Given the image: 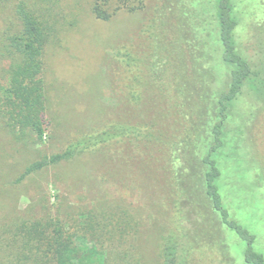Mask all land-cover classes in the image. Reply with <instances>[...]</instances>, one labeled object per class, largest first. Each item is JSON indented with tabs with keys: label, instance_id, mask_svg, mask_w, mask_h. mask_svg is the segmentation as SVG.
I'll return each instance as SVG.
<instances>
[{
	"label": "rangeland",
	"instance_id": "374dc122",
	"mask_svg": "<svg viewBox=\"0 0 264 264\" xmlns=\"http://www.w3.org/2000/svg\"><path fill=\"white\" fill-rule=\"evenodd\" d=\"M188 1L192 8L194 1ZM126 2L109 20L94 15L93 0L0 4V110L16 57L11 37L22 28V9L39 19L47 34L41 72L46 93L44 137L37 139L30 129L23 133L7 129L0 111V264H54L51 243L56 224L80 247L107 249V264L158 263L155 222L165 221L169 208L155 205L151 181L140 188L130 176L121 179L123 174H137L136 168L120 166L111 147L82 151L16 182L27 165L63 151L114 115L117 98L112 94L110 59L122 44H137L156 0ZM201 2L206 19L201 24L212 29L214 0ZM232 3L238 22L235 33L244 51V46L264 36L256 35L264 25V0ZM228 128L230 142L222 148L217 185L230 219L255 236L252 249L264 257V99L244 88L231 108ZM241 152L242 162H236ZM225 236L235 264H252L245 259L247 241L232 228H225Z\"/></svg>",
	"mask_w": 264,
	"mask_h": 264
},
{
	"label": "trees",
	"instance_id": "16d2710c",
	"mask_svg": "<svg viewBox=\"0 0 264 264\" xmlns=\"http://www.w3.org/2000/svg\"><path fill=\"white\" fill-rule=\"evenodd\" d=\"M126 1L93 0L92 11L109 20ZM193 1L190 8L188 0H156L137 44H122L110 59L112 94L117 98L114 115L63 151L27 165L16 182L82 151L108 146L116 151L120 166L136 168L138 175L123 174L121 179L130 176L140 188L151 181L155 205L169 208L165 221L155 222L157 264H235L226 227L247 241L248 263L264 264V257L252 249L255 236L230 219L217 185L232 106L244 88L264 99V36L241 51L232 0H214L212 29L201 24L206 21L203 2ZM21 15L22 28L11 37L16 57L0 111L7 129H30L42 139L46 93L41 72L47 34L30 12L22 9ZM259 32L264 34V25L256 35ZM52 231L54 264H107V249L80 247L58 224ZM40 232L45 235V230Z\"/></svg>",
	"mask_w": 264,
	"mask_h": 264
}]
</instances>
